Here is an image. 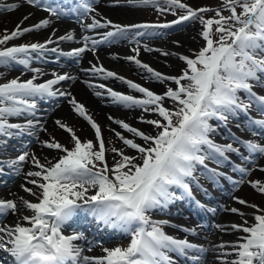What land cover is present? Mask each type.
<instances>
[{
  "label": "snow or ice",
  "instance_id": "obj_1",
  "mask_svg": "<svg viewBox=\"0 0 264 264\" xmlns=\"http://www.w3.org/2000/svg\"><path fill=\"white\" fill-rule=\"evenodd\" d=\"M25 5L46 16L27 24L33 16L27 13L11 30L5 28L0 34V67H20L32 73L27 79L21 78V73L0 83V148L6 149L12 139L47 132L38 118L39 103L57 97L64 98L71 111L87 122L94 139L81 140L73 127L57 118L54 124L68 134L71 147L51 136L38 141L44 148L60 153L54 162L41 163L39 157L27 151L15 158L0 159V176L7 174L5 168L20 174L21 165L30 161L34 170L24 173L26 183L20 187L36 198V202L22 196L0 199V219L7 215L19 217L14 224L0 225V252L10 258L11 264H175L172 254L200 264L209 248L167 234L164 226L170 222L155 220L151 214L153 210L164 212L174 202L186 199L194 201L198 208L205 207L192 191L193 182L202 189L195 176L198 166L213 183L225 177L237 187L248 183L264 196V182L247 180L251 169L243 166L253 163L256 167V159L264 158V144L233 134L232 143H217L211 138L217 128L210 123L215 119L227 125L230 118L243 114L245 127L253 136L264 134V95L253 90L264 86V0H218L215 6L198 7L184 0H112L113 6L123 5L129 12L152 7L160 15L175 16L163 23L113 22L98 10L95 0H13L0 2V12L11 13ZM64 18L75 19L79 38L74 30L55 36L53 29V34L42 42L13 43L26 34L47 30ZM188 23L199 24L197 34L202 41L198 49L189 50L188 54L141 44L145 38L163 37L167 34L164 30ZM124 41L134 46L132 54L123 59L134 64L144 79L165 84V90L157 93L105 68L98 60L89 61L90 66L81 69L93 78L119 81L139 94L116 91L106 83L84 81L96 97H107L108 103L127 110L139 109L138 121L155 129L154 134L145 132L108 115V121L120 129L109 126L121 144L117 147L113 141H105L101 125L86 106L71 91L58 87L61 82L75 80L74 76L53 71L51 78L38 82L45 73L32 65L46 60L48 54H55L56 62L67 57L79 64L85 53L95 56L99 46ZM62 42H78L80 46L64 51L59 47ZM172 43L180 46L178 40ZM53 44L56 46L51 47ZM141 50L175 56L183 62L179 74L156 70L139 58ZM4 75L0 72V77ZM241 92L245 94L243 98ZM253 110L260 118L251 116ZM145 114L156 118L146 119ZM12 118H23V122H11ZM234 144L243 147L247 154ZM229 153L240 154L243 164L233 165L240 180L219 170L229 161ZM209 161L217 167H209ZM259 170L264 171V166ZM232 199L253 211L223 209L238 215L241 222L215 227L239 235L234 241L212 245L211 250L218 253L220 264H264V208L237 196ZM24 211L31 214L23 215ZM78 213L129 237L127 245L103 248L104 255L100 257L83 255L76 243L84 238L83 233L73 230L65 235L62 230ZM184 231L196 234L194 228ZM0 264L4 261L0 260Z\"/></svg>",
  "mask_w": 264,
  "mask_h": 264
},
{
  "label": "bare ground",
  "instance_id": "obj_2",
  "mask_svg": "<svg viewBox=\"0 0 264 264\" xmlns=\"http://www.w3.org/2000/svg\"><path fill=\"white\" fill-rule=\"evenodd\" d=\"M112 0H107V2H111ZM0 2H6V3H11L13 2V0H0ZM16 2H19V0H16ZM106 2V1H105ZM104 16H106L107 18L113 20V22H118V23H128V22H136L134 21V13L133 12H129L126 7H105L101 8V6L98 9ZM27 13H33V16L31 17V19H29L26 23L27 24H32L35 21H37L39 18H42L44 16H46V13L42 12V11H38V10H34L33 8L25 5L23 7H20L19 10L17 11H13V13L7 14V15H2V18L0 20V24H5L7 25V28L9 30H11L16 23H18L21 18L26 15ZM56 22V21H55ZM65 25V26H64ZM68 23H64V22H58L54 25H52L50 28H48L47 30L44 31H40V33L38 34V36L40 35H45L44 38L41 37H34L33 39H31V41L28 42H41L44 39H46L49 34L52 32L53 33V29H55V36L58 35H62L65 33L66 30H68ZM74 31L76 32V34H78V36L80 35V29L79 28H75ZM73 47H78L77 45L73 44L70 45L69 47H67V49H71ZM131 50V47L129 46H124V45H116L111 49L108 50H101V51H105V54H102L100 52H97L96 55L94 56L91 52L88 53L87 58L92 60V61H96L97 60L101 61L102 63H104V65L108 66V68L110 67L111 70L116 71L120 74H122L123 76H127L131 79H137V80H142L143 82H145L142 73L135 71L132 69H130L128 67V61L124 60L123 57L126 55H130L131 52H129ZM105 55V56H104ZM108 56L112 57L113 59H109ZM115 57H119V58H114ZM145 61L147 63H149L153 68H155L156 70H158L155 67V64L152 63L150 60H148V56L144 58ZM89 67V65L86 66H81L78 69H82V68H87ZM161 71V70H158ZM4 72L5 71H1ZM70 73L67 69L64 70H58V73ZM72 76L74 74L78 75V79L74 80L73 83H70V81H65V82H61L58 86H64L63 88H61V90L64 91H71L73 96H75V98L78 101H82L87 109H91V113L90 114H95V115H100V113H107V115H112L113 117L115 116V118H131L134 119L136 117V113L135 112H131V111H125V110H117V109H113L112 107L105 105L103 106L101 104V102L103 101L102 99H98L96 97H93L92 95V91H90V89L86 88L85 85L83 83L80 82L79 79H88V80H93L91 78H89V75L87 74H83V73H78L77 70H75L73 73H70ZM6 75V73H5ZM50 76H46L43 77L42 80L49 78ZM149 85L152 86H156V84L154 83H150L151 81H147ZM64 83V84H62ZM111 87L115 90V86H112L111 84L108 86ZM117 91H121L120 89H117ZM55 100H59V97L54 98ZM64 107H62L60 110L56 111L52 117L53 118H59L62 119L63 121H67L68 123L72 121V116L71 114H69V112L67 110H69L68 108H65L66 105H63ZM94 112V113H93ZM75 116V115H74ZM102 117V114L100 115ZM79 119V118H78ZM80 124L76 127L77 129L81 130L83 134H85V136H89L90 134V130L89 127L87 126V124L82 120L79 119ZM49 126H47V129H49ZM89 130V132H87V130ZM43 136L45 135V133L42 134ZM221 135H223V133L221 132ZM35 149L38 151L39 147H35ZM31 170L29 167L25 169V173L27 171ZM7 172H10L8 169H6ZM9 176H13L12 174H8V175H3L0 176V187L2 186L1 184L5 185V184H9L10 179ZM258 177H263L264 173H257ZM25 177L24 174L22 176V179L17 183L16 186H13L12 188H7V187H3V190L1 191L0 196L3 198H13L14 196H22L25 199H28V197H32L31 195L25 193L22 189H21V184H25ZM28 187H32L31 185H27ZM23 215H29L31 214L30 212L24 211L22 212ZM19 219L18 216H10L8 218V220H6L7 223H9L10 221H12L14 223L17 222V220ZM250 219V218H248ZM234 222V223H240L241 219L236 216V215H228V214H223V217L220 219L221 223H226V222ZM217 231V230H215ZM216 235L213 236L214 240L210 243V240H207V244H210V249H209V253L211 254L212 260L209 262V264H220V262L216 259L218 253L214 252L211 250V246L217 242L220 241H226L225 240V236L224 234H220V230L217 231L215 233ZM229 239H227V241H234L237 237L234 233L230 234ZM202 240L203 243L206 244L205 238L201 237L200 238ZM92 252V253H91ZM4 252H2L0 254V256L3 254ZM84 253V252H83ZM90 253V254H88ZM87 256L90 255H94V251L92 250H88ZM2 257H8L6 254H3ZM9 258V257H8Z\"/></svg>",
  "mask_w": 264,
  "mask_h": 264
},
{
  "label": "rangeland",
  "instance_id": "obj_3",
  "mask_svg": "<svg viewBox=\"0 0 264 264\" xmlns=\"http://www.w3.org/2000/svg\"><path fill=\"white\" fill-rule=\"evenodd\" d=\"M185 2H187L188 4H190L193 7H198L201 5H209V6H215L218 3V0H184ZM106 6H111L110 3H106ZM13 13V12H11ZM10 14V13H6L5 15ZM225 15H227L228 13L225 12ZM136 15V19L135 20H145V21H152V20H167V19H173L172 14H165V15H160L157 13V11L152 8V7H146L144 8V10L141 11H136L135 12ZM207 15H212V13H209ZM2 16L0 15V20H1ZM199 24H192V23H188L186 24L184 27H182L181 29H179L178 31H176L175 34H173L171 37H168L165 42L163 43H157V48L163 49L165 51H169V52H178V53H182V54H188L189 50H195L198 49L201 44L202 41L200 40L199 36H198V31H199ZM7 28V25L5 24H0V34L3 33V30ZM184 28V29H183ZM183 29V30H182ZM34 37H41L43 38L44 35H40L38 36V32L32 33V34H26L24 36V38L22 40H17V42H21V41H29L31 39H33ZM174 40H178L180 41V46H176L175 44H173L172 42ZM168 42V43H166ZM13 43H15V41H13ZM166 44H170L171 46L165 45ZM148 56V60H150L152 63L155 64V67L158 70H161L162 72L171 74V75H177L179 74L182 64L183 62L179 61L175 56H168V57H164L162 56L159 52H144L143 50H141L140 56L139 58L141 60H144V57ZM128 67L130 69L135 70L140 72L136 66L132 63H128ZM9 79L13 77V75L7 74ZM5 79V77H0V83H2V81ZM137 80V79H136ZM145 82H143L142 80H140V82L144 83L146 86H148L151 90L156 91L157 93H161L162 91L165 90V84L163 83H156L151 81L150 83H154L156 84V86H152L149 85L147 81V79H144ZM139 81V80H138ZM112 107V106H111ZM113 109H122L120 107H112ZM91 110V109H90ZM89 110V111H90ZM131 111V110H130ZM91 112V111H90ZM134 112V111H132ZM94 113V112H93ZM136 113V117L134 119L131 118H119V119H123L126 122L130 123L131 125L145 131V132H150V133H155V129L147 124H142L138 121V117L141 115V111L139 109L135 110ZM102 114V117L100 116ZM100 115H96V117L99 119V121L101 122V126L103 128V133H104V138L105 141H113L117 147H120L121 144L120 142L116 139V137L113 135V133L111 131H109V126L112 128H116L117 131H120V129L118 128V126L111 124L110 121H108L107 117V113H100ZM72 121L71 122H67L69 124V126L73 127L74 130L76 131V134L81 136V138L85 139V137L90 138L92 137L91 133L89 134V136H85L81 131H79L76 127L80 124V121L78 119V117H74V115L72 114ZM146 119H155V115L153 114H145ZM115 117V116H114ZM52 123L51 127L49 128V131L51 134H47L46 139H49V137H55L58 141H60L61 143L66 144L67 146L71 147V144L69 143V136L67 133H65L64 131L58 129L56 127V125L54 124L53 121H49L48 123ZM65 122V121H64ZM47 125V124H46ZM87 132H89L88 129H86ZM53 134L55 136H53ZM58 134V135H57ZM129 135L130 134H126ZM138 143H142V141H140L139 139H137ZM42 153L40 154L37 151L36 152L38 155V157L42 160V162L46 163L47 160H53V158H57L58 155H60L59 152L54 151V150H49L46 148H42ZM129 154H135L134 152H130ZM109 164L112 163L111 160V156H109V160H108ZM31 168V167H30ZM34 170V169H32ZM261 182H264V177H260L258 178ZM20 181V179H14L13 181V185L17 184V182ZM12 185V186H13ZM12 186H8V187H12ZM1 191V190H0ZM241 196L244 197L246 200H250L252 203H255L257 205H259L260 207L264 208V196L258 194L255 192L254 189L250 188V187H245L242 189L241 191ZM28 198H30L29 201H34L33 199H31V197L29 196ZM241 208L243 210H248L245 208V206H241ZM251 222V221H250Z\"/></svg>",
  "mask_w": 264,
  "mask_h": 264
}]
</instances>
